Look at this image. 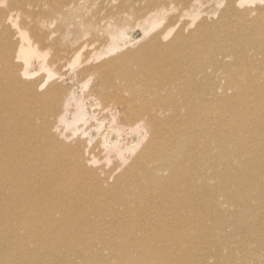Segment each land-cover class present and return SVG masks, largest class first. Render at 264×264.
Instances as JSON below:
<instances>
[{"label":"bare ground","instance_id":"obj_1","mask_svg":"<svg viewBox=\"0 0 264 264\" xmlns=\"http://www.w3.org/2000/svg\"><path fill=\"white\" fill-rule=\"evenodd\" d=\"M81 1L0 0V264H264V11L136 46L115 21L122 6L82 13L89 37H76L62 18ZM148 3L132 13L166 6ZM42 49L64 60L63 103L25 79L53 64ZM89 104L95 129L108 126L84 152L74 137Z\"/></svg>","mask_w":264,"mask_h":264},{"label":"rangeland","instance_id":"obj_2","mask_svg":"<svg viewBox=\"0 0 264 264\" xmlns=\"http://www.w3.org/2000/svg\"><path fill=\"white\" fill-rule=\"evenodd\" d=\"M113 1V2H111ZM149 0H85L81 1L79 4V7L76 11L71 12L67 15V17L62 18L63 21L67 24V27L71 29L75 36L78 37L80 40H86L89 37L88 33L81 32L77 25L81 22V15L86 13H94L96 12L97 19L99 21V18L101 16L106 15V12L108 13L111 10L116 11L117 7L122 6L126 9V12L120 13L119 17L115 20L117 23H128L127 29H126V36L132 37L134 40L132 42V45L140 46L143 43L147 42L146 40L149 39V37L153 34H156L160 31H169L170 34L169 37L166 40H171L173 37V34L177 31H184L185 33H189L190 31L194 30L200 20L202 18H209L210 21H214L219 18L221 12H225L229 9L230 12L236 10V11H243L247 9H256L257 12L264 11V0H193L190 2H185L186 0H183V2H179L177 0H164L166 2L165 9L160 13H154L151 20H144L141 19L139 16L134 15L132 11L134 9H139L142 7H147L149 5ZM163 1V0H158ZM8 6V5H7ZM6 6V7H7ZM111 8V9H109ZM109 9V10H108ZM201 10V14L199 15L196 10ZM12 15L15 14L14 12L11 13ZM109 16V14H107ZM106 16V17H107ZM144 16V15H143ZM114 21V22H115ZM19 19L15 17V24H18ZM116 23V24H117ZM156 23L158 26H156ZM14 24V26H16ZM92 24V23H91ZM104 25V21L102 22ZM93 25V24H92ZM155 25V28L153 26ZM54 24H51V28H53ZM144 27L148 31H150L149 35L144 34ZM95 32L97 33V37L101 36L104 37L107 35L108 42L110 40V36L103 31V26L99 25L98 27L94 26ZM98 29V30H97ZM65 38L70 39L72 42V46H77L79 39L72 40L69 35L64 33ZM51 37H46V41L49 42ZM128 40V38L126 39ZM107 42V43H108ZM122 42V41H121ZM106 43V44H107ZM105 44V45H106ZM41 55L37 56L40 60H42L45 65H49V62L52 61V65H49V71L48 70H42L39 74H35L32 76H25V79L27 81L35 80L39 87L40 93H45L49 91L51 95L57 96L56 99L59 100V102L62 100V103L67 98V93L69 92L71 86L69 85V81L66 79L65 76L62 74H59L57 71L58 64L63 62V59H60L57 57V54L55 55V59L57 58V63L53 61L52 55H48V58L42 57L45 54L46 49H42ZM96 49L94 47H86L82 50L83 51H91L89 56L95 51ZM83 58L79 57L80 59L75 64V70L78 71L86 62H93V60H89L90 58ZM219 57H223V53H219ZM40 60L34 59V61L39 62ZM70 71L72 68H68ZM62 70L64 74L67 73V70ZM208 71H211L209 67L207 68ZM61 72V70L59 69ZM52 76L50 77V75ZM79 79L82 78V74L79 75ZM62 86V94L59 96L58 93L55 90V87ZM67 87V91L66 88ZM76 90L77 95H80L82 91L81 88L76 86L74 87ZM29 96L28 94L26 95ZM32 98V97H31ZM31 100V99H30ZM22 103H25V101H22ZM38 104V103H37ZM117 112H119V116L122 120H128V114L129 112L126 110V107L117 105L116 106ZM60 109V106L58 108ZM88 110L90 112V120L87 124H80V131L79 133L74 137V140H77V142H81L83 144H87L88 149H84V152H88V150H92L93 147H95L96 143L99 141V138L101 137L102 132H106V127L108 126V120L104 118L102 121L104 123V127H97V124L95 122H98L96 120L99 117V114L96 113V108L92 105H88ZM53 115H56V111L52 113ZM68 121L65 122L66 124H69L68 122L72 119V115H67ZM130 116V115H129ZM54 116H51L50 118H53ZM95 126V127H94ZM94 128V129H92ZM65 129V128H64ZM93 130V131H92ZM101 131V132H100ZM91 132V133H90ZM97 132V136L95 133ZM101 133V134H100ZM140 134V133H139ZM137 134V137L140 135ZM131 135V134H130ZM128 133L126 136H124L125 142H131L132 141V135L130 136ZM97 137V138H95ZM131 140V141H129ZM115 163V160L109 164L113 165ZM111 165V166H112ZM122 168V166L120 167ZM21 239V238H20Z\"/></svg>","mask_w":264,"mask_h":264}]
</instances>
